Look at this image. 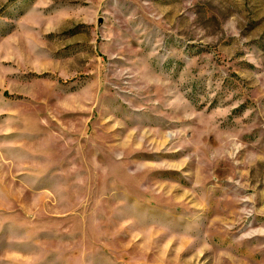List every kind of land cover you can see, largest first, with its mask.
<instances>
[{
    "label": "rangeland",
    "instance_id": "rangeland-1",
    "mask_svg": "<svg viewBox=\"0 0 264 264\" xmlns=\"http://www.w3.org/2000/svg\"><path fill=\"white\" fill-rule=\"evenodd\" d=\"M0 264H264V0H0Z\"/></svg>",
    "mask_w": 264,
    "mask_h": 264
}]
</instances>
